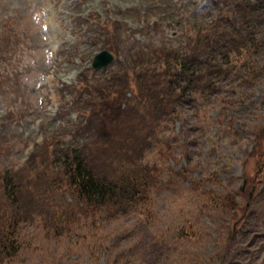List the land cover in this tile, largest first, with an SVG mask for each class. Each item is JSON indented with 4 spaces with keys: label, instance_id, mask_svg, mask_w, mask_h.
<instances>
[{
    "label": "rangeland",
    "instance_id": "374dc122",
    "mask_svg": "<svg viewBox=\"0 0 264 264\" xmlns=\"http://www.w3.org/2000/svg\"><path fill=\"white\" fill-rule=\"evenodd\" d=\"M214 1L0 0V178L7 171L22 177L31 158L39 169L40 159L58 157L80 140L76 131L86 119L79 104L86 99L104 103L110 131L115 115L114 146H120L122 119L139 125L121 111L142 113L147 102L148 90L134 77L145 67L137 60L155 63L153 50L163 46L184 50L187 31L205 26ZM255 31L251 54L213 79L211 95L190 89L145 151L157 182L150 221L106 212L87 232L93 228L82 224L91 219L83 215L70 233L54 236L34 218L19 229L21 252L2 264H264V25ZM104 49L116 60L95 71L93 59ZM115 92L125 93L121 109ZM148 96L149 108L160 104ZM162 104L174 105L170 98ZM101 153L100 168L118 165ZM49 167L42 170L46 187L56 179ZM63 199L50 211H62Z\"/></svg>",
    "mask_w": 264,
    "mask_h": 264
},
{
    "label": "trees",
    "instance_id": "16d2710c",
    "mask_svg": "<svg viewBox=\"0 0 264 264\" xmlns=\"http://www.w3.org/2000/svg\"><path fill=\"white\" fill-rule=\"evenodd\" d=\"M214 2L216 10L205 26L194 24L187 31L184 50L174 49L172 52L163 46L157 52L153 50L152 54L157 59L155 63L152 57H149L150 60L140 59L142 62L137 60L145 67L142 72L133 75H136L138 85L148 90V93L142 92L147 102L142 113L130 106L121 111V118L132 116L139 120V125L135 128L130 123L128 126L127 118L122 119L124 137L120 146H114L113 134L118 125L115 115H110L115 121L110 131L106 121H103L106 120L104 115L109 113L104 103L101 101L99 105L94 98L86 99L79 104L80 115L86 119L76 131L81 135L80 140L56 152L58 157L52 152L51 158L40 159L39 169H36L34 159H29V163L22 168V177L16 178L9 171L3 173L0 178V264L11 262L21 252L24 242L19 229L22 223L34 218L40 219L48 233L53 232L54 236H61L64 231L70 233L76 228L73 224H82L83 215L85 219H91V222L82 224L93 228L88 227L85 229L87 232L99 226L96 216L106 212L111 219L130 213L149 221L153 218V192L157 182L154 169L143 162L145 151L159 136L162 122L179 114L178 105L183 97L191 95L190 89L211 95L215 85L213 79L232 72L230 70L234 68L232 64L236 59L251 54L258 46L252 37L256 33L255 27L264 25V0ZM223 54L228 57L227 61L222 59ZM115 93L117 101L121 100L118 102L121 109L125 93L121 96ZM148 95H154L160 104L149 108ZM167 98L174 105L165 108L167 105L162 103L167 102ZM104 108L106 111L102 113ZM99 149H103L101 159L117 160L118 165L114 169H108L113 161L107 164L105 170L97 165ZM102 163L105 166V162ZM46 164L55 171L56 177L55 180L54 177L46 180L49 187L42 183L45 180L42 170ZM199 190L193 191L199 195L209 193ZM62 197L66 203L62 211H50ZM219 197L223 203L228 201V195ZM208 200L211 202L214 198L209 196ZM60 230L64 231L55 233Z\"/></svg>",
    "mask_w": 264,
    "mask_h": 264
},
{
    "label": "water",
    "instance_id": "95a60500",
    "mask_svg": "<svg viewBox=\"0 0 264 264\" xmlns=\"http://www.w3.org/2000/svg\"><path fill=\"white\" fill-rule=\"evenodd\" d=\"M115 59V55L109 50H104L96 55L93 66L95 69L102 68L104 66H108Z\"/></svg>",
    "mask_w": 264,
    "mask_h": 264
}]
</instances>
